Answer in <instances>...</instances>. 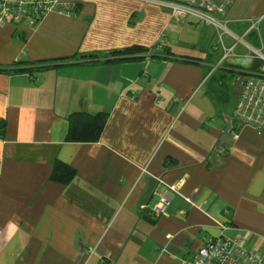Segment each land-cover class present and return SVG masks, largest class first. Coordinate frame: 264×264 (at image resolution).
I'll return each mask as SVG.
<instances>
[{
	"label": "crops",
	"instance_id": "1",
	"mask_svg": "<svg viewBox=\"0 0 264 264\" xmlns=\"http://www.w3.org/2000/svg\"><path fill=\"white\" fill-rule=\"evenodd\" d=\"M65 1L79 12L0 25V264H178L218 234L263 252L264 130L231 131L234 71L259 61L221 60L201 45L213 32L152 0ZM261 16L264 0L227 12L237 35ZM162 38L170 53L117 52ZM81 109L109 113L96 142L66 140ZM57 160L69 183L51 178ZM150 177L178 185L159 217L156 195L138 207Z\"/></svg>",
	"mask_w": 264,
	"mask_h": 264
},
{
	"label": "built area",
	"instance_id": "2",
	"mask_svg": "<svg viewBox=\"0 0 264 264\" xmlns=\"http://www.w3.org/2000/svg\"><path fill=\"white\" fill-rule=\"evenodd\" d=\"M161 6L170 9L173 18L178 20H194L214 26L217 31L221 29L236 39L232 45H227L223 35L219 33L218 43L213 48L221 49V60L236 54L238 41L245 44L244 37L251 31H260V25L264 16L254 19L245 28L242 35L233 33L229 28L227 12L234 0H152ZM53 11L67 14H77L79 3L65 0H0V25L23 23L29 25L38 24L46 15ZM242 36V37H241ZM167 44L165 39L157 42V47L162 48ZM246 46L253 51L254 58L264 61V51ZM251 73L238 75L237 82L241 91L233 109L231 131L235 138L239 136V130L250 126L259 133L264 130V64ZM133 97L135 95L133 94ZM178 191L177 184H168L165 189H155L153 196L157 200L151 206V213L159 217L167 213L171 204V195ZM190 200V197H187ZM178 264H264V251L250 250L246 245V236L231 238L224 234L209 235L204 245L200 247L193 257L184 259Z\"/></svg>",
	"mask_w": 264,
	"mask_h": 264
},
{
	"label": "trees",
	"instance_id": "3",
	"mask_svg": "<svg viewBox=\"0 0 264 264\" xmlns=\"http://www.w3.org/2000/svg\"><path fill=\"white\" fill-rule=\"evenodd\" d=\"M80 5V4H79ZM249 24L246 26L248 27ZM251 33H255L256 35H262L264 36V18L260 25V31L253 30ZM250 33V34H251ZM249 34V35H250ZM248 35V36H249ZM167 45H164L162 48L157 47V43L152 46L151 48H145L140 45H134L130 46L128 48L122 49L120 51H117L120 54L128 55V54H136V53H146V52H154V51H168L166 48ZM167 53H170L169 51ZM138 56H132L131 58H137ZM124 59L120 58L119 60ZM23 64H34L35 62H28L24 61ZM51 65H39L35 66V69H44L46 67H50ZM235 68H233L234 70ZM6 70L5 68H0V71ZM19 70H26V68L19 69ZM253 70V69H252ZM237 72L234 71L233 75H240V74H247L251 73V69L248 71L243 70H237ZM109 119V113L107 111H98L96 113H91L87 111L86 109H81L72 112L69 115V129L66 135V140L71 142H96L98 141L105 129V126L107 124V121ZM5 122L3 120H0V134H3L4 128H5ZM76 175V168L61 161L57 160L53 172L51 174V178L59 183H69Z\"/></svg>",
	"mask_w": 264,
	"mask_h": 264
},
{
	"label": "rangeland",
	"instance_id": "4",
	"mask_svg": "<svg viewBox=\"0 0 264 264\" xmlns=\"http://www.w3.org/2000/svg\"><path fill=\"white\" fill-rule=\"evenodd\" d=\"M186 22V21H185ZM198 24H202L204 26L207 27V29H209L211 32H213V38H207L206 40L204 39V35H203V39H202V42H201V45L203 44L204 42V46L206 47V50L210 51V52H213L214 53V48H213V45L217 44L218 43V40H219V33H221L223 35V38L225 39V42L227 44L228 43H233L236 41V39H233L228 35V33H226L224 30H220V31H217V29L214 27V26H211V25H207V24H204V23H198ZM202 25H198V29L201 30L202 28ZM196 27V26H195ZM210 31H207L206 32V35L208 36ZM242 37V36H241ZM210 39V40H209ZM244 41H245V44L242 42V41H238V44L236 46V51L235 53L236 54H241L243 56V54H247L250 56H252L253 54V51H250V49L246 46V43L248 45H250L251 47H255V48H258L259 50H263L264 51V36L262 35H256L255 33H251L249 36H246L243 38ZM228 45V44H227ZM214 49V50H212ZM195 53H198L197 50H195ZM222 53V52H221ZM252 53V54H251ZM253 57V56H252ZM231 58L228 57V59ZM256 59V58H255ZM211 63V66H213L215 63H216V60H213L210 62ZM235 72L238 73V71L236 70ZM241 75V74H240ZM224 77V74L222 72H219L216 74V77H215V81H221ZM234 82V81H233ZM235 88L238 89L239 87V84L235 83Z\"/></svg>",
	"mask_w": 264,
	"mask_h": 264
},
{
	"label": "water",
	"instance_id": "5",
	"mask_svg": "<svg viewBox=\"0 0 264 264\" xmlns=\"http://www.w3.org/2000/svg\"><path fill=\"white\" fill-rule=\"evenodd\" d=\"M256 59L259 61L260 65L264 64V61L262 59L260 58H256ZM157 185H158V179L156 177H150L148 181V186L139 200L138 203L139 208L144 207L148 204L149 200L153 197V192L157 188ZM150 211L151 208L149 207L145 209L146 213H149Z\"/></svg>",
	"mask_w": 264,
	"mask_h": 264
}]
</instances>
